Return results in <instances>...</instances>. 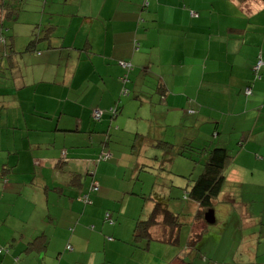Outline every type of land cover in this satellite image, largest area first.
Segmentation results:
<instances>
[{
  "label": "crops",
  "instance_id": "0c3cea01",
  "mask_svg": "<svg viewBox=\"0 0 264 264\" xmlns=\"http://www.w3.org/2000/svg\"><path fill=\"white\" fill-rule=\"evenodd\" d=\"M20 6L15 20L0 12V264H150V243L138 251L132 237L157 198L193 214L189 231H198L203 220L187 194L193 178L179 174L184 179L175 182L172 169L187 158L177 148L193 144L204 119L227 149V182L237 170L249 175L243 161L264 173V162L251 154L264 151V66L254 78L256 94L254 80L245 78L254 59L264 60L261 0ZM205 56L218 61L209 73ZM196 74L197 99L204 88L224 92L216 121L205 117L204 105L176 93L193 91ZM188 106L197 110L188 113ZM178 190L182 196L173 199ZM249 203L255 206L239 208L231 222L264 231V192ZM260 243L250 234L251 254Z\"/></svg>",
  "mask_w": 264,
  "mask_h": 264
},
{
  "label": "rangeland",
  "instance_id": "374dc122",
  "mask_svg": "<svg viewBox=\"0 0 264 264\" xmlns=\"http://www.w3.org/2000/svg\"><path fill=\"white\" fill-rule=\"evenodd\" d=\"M128 1V0H126ZM149 0H139V5L141 9L148 4ZM33 4H42L43 0H31ZM20 17L19 22L21 23ZM20 28V32H23V29L27 28L24 25L20 24L17 26ZM254 55L253 58H256ZM204 63H207L208 73L210 71L211 66L216 64V61L213 57H204ZM264 61V60H263ZM256 59L252 61V64H255ZM225 62L222 61L220 64V68H224ZM264 66V65H263ZM252 73L250 76L245 75L248 83L253 82L256 75L253 68H251ZM259 74H263V70L259 72ZM199 75H194L190 81V88L193 91H176V93L184 96L186 100H192L196 105H204V112L206 113L205 117H212L214 121L218 119V115L220 111H223V102L221 98L224 97V92L222 91H212L207 90L206 88L201 91L200 97L197 99L196 91L197 81ZM210 77V74L208 75ZM256 81V82H255ZM260 81V80H259ZM259 81L254 80L253 85L256 87L254 94H256L258 87L260 86ZM247 88V87H246ZM243 89V94L245 95V89ZM254 88V87H253ZM193 96V99L191 98ZM214 95L215 97H210ZM194 104V105H195ZM189 106L186 107V112H195L197 109L193 111V109H189ZM195 114V113H194ZM94 118V117H93ZM213 123H208V120L204 119L203 129L201 132L197 133L195 140L192 141L194 145L201 144L202 142L206 144L209 149L214 148L217 144H219L214 139L216 136L212 133ZM219 132V130H218ZM220 139L223 135L219 134ZM214 137V138H213ZM222 140V139H221ZM199 146V145H197ZM203 148V147H202ZM228 148V146H227ZM201 151L194 149L193 155L196 160H203V155H201ZM252 157L256 159V155L258 156V161L261 160L264 162V151H252ZM189 161V168L183 167V165L179 166L177 163L180 161ZM193 159L190 158H177V162L173 164L172 175L174 174L173 180L175 182H180L184 178H180L179 174H184L189 178H193L194 180L201 172L202 165L201 163H194ZM259 161V163H262ZM252 163V162H251ZM246 161H243L240 165L243 169L246 168L249 172V175L244 171L237 170V175L235 179H231V181L227 182L225 176V182L222 188V193L217 198L212 200V209L215 212V222L207 223L205 221L204 232L203 235L198 240L196 244H189V236L191 232L189 231L191 228V224L189 221V217L193 218V214L185 211L186 214H180L179 209H176L173 201H170V207L172 210L168 208L174 214L179 215V221L183 223L181 225V231L178 233V238L175 244H169L165 242H160L159 239H152L150 242V259L148 260L150 264H168L171 260L180 261L182 264H264V231H246L239 230L236 225L231 222V215H236L238 213L239 208L249 205L250 199L253 197L260 195V193L264 192V173L259 172V168H253L252 164ZM257 170V171H256ZM251 172H255L254 175H251ZM227 173H225L226 175ZM245 174V175H244ZM256 174V175H255ZM176 184V183H174ZM192 184V183H191ZM174 191H176L174 189ZM179 191V190H178ZM174 197L179 198L182 196L180 191L178 195H175L176 192H173ZM156 200H160L157 198ZM162 201V200H160ZM182 209L186 207V204L180 205ZM255 206V203L252 205ZM251 206V207H252ZM224 208L228 211L227 214L223 212ZM191 212V210H190ZM205 217V214H204ZM205 219V218H204ZM200 231H197L199 233ZM256 232V234L261 238V243L258 245V248L254 251L249 249L250 247V234ZM156 235H161L165 237L164 231H156ZM133 239V237H132ZM144 239L140 238L136 241V246L138 251H141V246ZM253 255L255 259L252 261Z\"/></svg>",
  "mask_w": 264,
  "mask_h": 264
},
{
  "label": "trees",
  "instance_id": "16d2710c",
  "mask_svg": "<svg viewBox=\"0 0 264 264\" xmlns=\"http://www.w3.org/2000/svg\"><path fill=\"white\" fill-rule=\"evenodd\" d=\"M22 1L23 0H0V12L4 11V15L7 16V18L10 17L12 20H15V16L21 10L20 5ZM261 1L264 3V0ZM32 44L33 40L30 41L29 46ZM194 149L202 152L201 155L204 156L203 160H196L194 158ZM205 151H207V155L204 154ZM177 153L181 156L193 159L195 162L199 161L202 163V171L194 180H192V184L190 185L187 194L191 200L198 204L199 209H197L195 218H201L203 220L201 224L205 225L204 214L211 208L212 200L220 194L225 182L223 171L229 156L227 149L218 144L211 149L207 146L198 148L188 142L181 144L177 148ZM83 196H80L79 199L81 200ZM178 219L179 215L169 211L167 205L163 201L156 200L150 215L144 220L139 219L137 221L133 232V245L136 246V241L140 238L144 239L142 243L143 246H141V249L143 250L148 247L152 239H159V241L165 243L175 244L178 238L179 229L181 225H183ZM160 224L165 228V237L156 235V231H154V227ZM204 225L198 229V231H200L199 233L194 229H191L193 232H191V235L189 236V244L198 243V240L203 235Z\"/></svg>",
  "mask_w": 264,
  "mask_h": 264
},
{
  "label": "built area",
  "instance_id": "2783aa9c",
  "mask_svg": "<svg viewBox=\"0 0 264 264\" xmlns=\"http://www.w3.org/2000/svg\"><path fill=\"white\" fill-rule=\"evenodd\" d=\"M263 65H264V61L261 59V58H258L257 59V61L255 62V64H254V66H253V70H254V72H255V74H259V72H260V70H261V68L263 67ZM124 67H127V68H130V64H128V63H125L124 65H123ZM256 78H259V76L258 75H256ZM251 93V88L250 87H247L246 89H245V94H250ZM101 115H102V112H101V110H99V109H95L94 111H93V117H94V119L95 120H99L100 119V117H101ZM109 155H105V157H108ZM94 190H97V187L95 186L94 187ZM86 196H83L82 198H81V200H83V201H86ZM109 217V214L108 213H106V218H108ZM69 248V247H68ZM3 251V248H0V253Z\"/></svg>",
  "mask_w": 264,
  "mask_h": 264
},
{
  "label": "water",
  "instance_id": "95a60500",
  "mask_svg": "<svg viewBox=\"0 0 264 264\" xmlns=\"http://www.w3.org/2000/svg\"><path fill=\"white\" fill-rule=\"evenodd\" d=\"M205 221L207 223H214L215 222V216H214V210L213 209H209L206 213H205Z\"/></svg>",
  "mask_w": 264,
  "mask_h": 264
}]
</instances>
